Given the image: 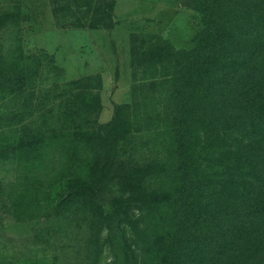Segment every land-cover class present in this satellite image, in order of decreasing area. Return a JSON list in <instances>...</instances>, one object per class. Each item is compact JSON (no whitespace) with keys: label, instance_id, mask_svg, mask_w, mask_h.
Listing matches in <instances>:
<instances>
[{"label":"trees","instance_id":"1","mask_svg":"<svg viewBox=\"0 0 264 264\" xmlns=\"http://www.w3.org/2000/svg\"><path fill=\"white\" fill-rule=\"evenodd\" d=\"M180 2L201 16L192 44L134 43L130 102L96 128L100 77L56 80L54 55L23 49L33 15L0 0V171L29 183L7 196L19 210L70 169L43 218L81 233L77 264H99L104 244L109 264H264V0Z\"/></svg>","mask_w":264,"mask_h":264},{"label":"rangeland","instance_id":"2","mask_svg":"<svg viewBox=\"0 0 264 264\" xmlns=\"http://www.w3.org/2000/svg\"><path fill=\"white\" fill-rule=\"evenodd\" d=\"M21 1L33 15L22 24L24 51L44 50L54 55L63 72L58 81L79 80L91 74L100 77L96 128L112 121L116 108L130 102L134 43L142 38L151 42L162 39L176 48L189 47L202 25L201 16L180 0H103L94 2L88 13L84 12L85 6H78L73 0ZM68 117L69 123L74 122L75 115ZM71 164L68 161L66 167ZM6 168L0 171V189L7 199L5 202L3 197L6 206L0 200V259L15 264H77L81 233L75 227L55 233L53 224L43 218L70 194V169L64 167L65 176L60 181L39 185V193L32 199L19 200V211L7 194L12 191L16 195L29 183L20 178L18 169ZM44 228L51 235L49 240H33ZM99 231L100 244H104L107 232L104 227ZM93 257L99 264H109L112 252L104 244Z\"/></svg>","mask_w":264,"mask_h":264}]
</instances>
